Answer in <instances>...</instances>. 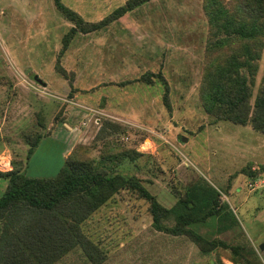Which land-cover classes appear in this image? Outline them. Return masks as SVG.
<instances>
[{"label":"rangeland","instance_id":"374dc122","mask_svg":"<svg viewBox=\"0 0 264 264\" xmlns=\"http://www.w3.org/2000/svg\"><path fill=\"white\" fill-rule=\"evenodd\" d=\"M62 1L89 20L125 2ZM72 25L55 0H0V170L53 176L84 146L95 165L135 174L167 207L205 180L238 223L219 230L208 221L199 229L244 245L238 263L230 248L202 252L185 235L155 229L149 201L123 189L83 223L104 252L98 264H264V134L250 124L215 120L200 99L213 37L207 0H147L97 29L75 32L60 55L63 74L56 58ZM263 69L264 47L251 102ZM146 70L166 78L170 110L163 80L140 79ZM106 118L121 127L101 131ZM7 182L0 174V195ZM54 264L96 263L76 247Z\"/></svg>","mask_w":264,"mask_h":264},{"label":"trees","instance_id":"16d2710c","mask_svg":"<svg viewBox=\"0 0 264 264\" xmlns=\"http://www.w3.org/2000/svg\"><path fill=\"white\" fill-rule=\"evenodd\" d=\"M145 1L125 0L100 19L89 20L62 0H55L57 7L73 23L62 36L57 68L66 73L59 59L75 32L97 29ZM207 4L213 37L206 50L199 87L202 105L215 120L250 124L264 134V69L262 82L251 102L254 74L264 47V0H207ZM155 77L165 84L163 102L170 110L166 78L160 72L146 70L140 79L153 83ZM120 127L118 122L106 118L101 131ZM39 137L32 138L28 155ZM84 149V146L75 147L53 176L28 175L19 168L0 170V174L8 178L0 195V264H54L76 247H80L89 260L100 263L104 252L85 232L83 223L123 189L149 201L155 229L185 235L202 252L230 248L232 260L237 263L238 256L244 255L241 252L246 249L244 245L210 237L199 229L208 221L219 230L238 223L228 202L221 200L217 189L207 181L187 186L176 202L167 207L138 176L95 165L92 158L86 157ZM170 216L174 219L172 224L166 222ZM247 262L261 264L248 259Z\"/></svg>","mask_w":264,"mask_h":264},{"label":"water","instance_id":"95a60500","mask_svg":"<svg viewBox=\"0 0 264 264\" xmlns=\"http://www.w3.org/2000/svg\"><path fill=\"white\" fill-rule=\"evenodd\" d=\"M34 78H35L37 81H40V82H42L43 84H45V82H44L41 78H39L36 74L34 75ZM259 247H260L261 249H264V241H262V242L259 243Z\"/></svg>","mask_w":264,"mask_h":264}]
</instances>
